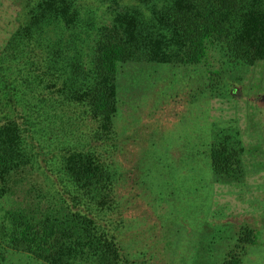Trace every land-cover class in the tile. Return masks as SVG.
Wrapping results in <instances>:
<instances>
[{
  "label": "trees",
  "instance_id": "16d2710c",
  "mask_svg": "<svg viewBox=\"0 0 264 264\" xmlns=\"http://www.w3.org/2000/svg\"><path fill=\"white\" fill-rule=\"evenodd\" d=\"M25 1L0 59V254L21 252L46 264H135L113 220L120 202L109 159L120 66L131 60L197 66L213 46L228 64L254 66L264 61V0H135L140 6L99 28L87 58L77 61L51 29L80 22L83 0ZM142 6H154L150 19ZM220 77L210 71L212 84ZM66 134L75 147H64ZM58 149L73 197L64 189L60 208L48 214L4 210L2 198L27 167ZM243 152L238 138L218 134L211 149L217 179L243 178ZM257 245V230L242 227L222 264H243Z\"/></svg>",
  "mask_w": 264,
  "mask_h": 264
},
{
  "label": "rangeland",
  "instance_id": "374dc122",
  "mask_svg": "<svg viewBox=\"0 0 264 264\" xmlns=\"http://www.w3.org/2000/svg\"><path fill=\"white\" fill-rule=\"evenodd\" d=\"M25 2L0 0V59L20 26ZM83 2L80 22L75 18L71 26L51 29L63 47L69 45V56L81 60L99 28L140 6L135 0ZM149 8L143 7L147 19L155 10ZM225 61L213 46L208 61L197 66L133 60L120 66L109 159L120 202L113 220L135 264H222L244 226L257 230L259 245L249 248L243 264H264V61L254 66ZM214 70L221 71L216 85L210 79ZM220 133L242 143L240 181L222 182L214 173L211 149ZM71 140L64 147H75ZM48 152L2 198L4 210L48 214L60 208L64 189L73 197L66 159L61 150ZM0 264L46 263L5 250Z\"/></svg>",
  "mask_w": 264,
  "mask_h": 264
}]
</instances>
